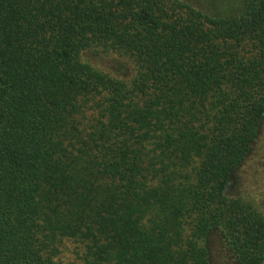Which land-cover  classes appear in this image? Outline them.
<instances>
[{
    "label": "trees",
    "instance_id": "trees-1",
    "mask_svg": "<svg viewBox=\"0 0 264 264\" xmlns=\"http://www.w3.org/2000/svg\"><path fill=\"white\" fill-rule=\"evenodd\" d=\"M219 7L0 0V264H264L228 191L264 132V0Z\"/></svg>",
    "mask_w": 264,
    "mask_h": 264
},
{
    "label": "rangeland",
    "instance_id": "rangeland-1",
    "mask_svg": "<svg viewBox=\"0 0 264 264\" xmlns=\"http://www.w3.org/2000/svg\"><path fill=\"white\" fill-rule=\"evenodd\" d=\"M203 6L219 9V4L226 0H195ZM227 3L230 2L228 1ZM234 8V5H230ZM228 191L231 194H242L252 199L264 209V132L254 144L248 159L239 168Z\"/></svg>",
    "mask_w": 264,
    "mask_h": 264
}]
</instances>
